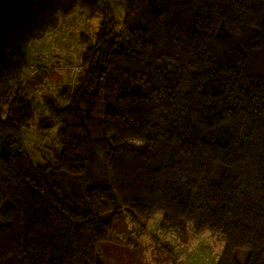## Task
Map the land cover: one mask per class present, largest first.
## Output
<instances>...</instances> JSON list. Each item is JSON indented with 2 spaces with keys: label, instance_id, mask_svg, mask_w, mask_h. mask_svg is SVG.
I'll return each instance as SVG.
<instances>
[{
  "label": "trees",
  "instance_id": "16d2710c",
  "mask_svg": "<svg viewBox=\"0 0 264 264\" xmlns=\"http://www.w3.org/2000/svg\"><path fill=\"white\" fill-rule=\"evenodd\" d=\"M78 8L105 17L44 98L61 148L36 163L28 84L48 73L27 47ZM125 209L219 232L217 264H264V0H0V264H105Z\"/></svg>",
  "mask_w": 264,
  "mask_h": 264
},
{
  "label": "rangeland",
  "instance_id": "374dc122",
  "mask_svg": "<svg viewBox=\"0 0 264 264\" xmlns=\"http://www.w3.org/2000/svg\"><path fill=\"white\" fill-rule=\"evenodd\" d=\"M111 7L112 14L122 19L123 8L115 2L111 3ZM104 17L102 10L78 8L72 15L60 16L56 26L51 27L44 37L32 39L28 44L30 64L45 67L48 73L28 84L35 113L32 122L23 129L22 143L36 163L53 160L61 148L57 139L59 123L52 119L49 126H40L42 118L48 114L44 98L76 79L77 75L72 73L79 70V66L75 65L80 63L85 46L83 35L93 39ZM24 70L27 76L34 73L29 66ZM27 83L22 82V85ZM69 101H65V104ZM92 171L89 179H81V184L103 183L105 174L102 166L98 164L96 170ZM94 174L100 176L98 181H94L98 176L92 178ZM161 217L162 213H157L151 218H139L125 209L121 218L114 223L110 238L97 243L99 258L105 264H217L225 245L219 232L207 230L195 234L191 225L186 232L167 230L159 224ZM0 221H4L1 216ZM245 254L244 249H237L241 262L245 260Z\"/></svg>",
  "mask_w": 264,
  "mask_h": 264
},
{
  "label": "crops",
  "instance_id": "0c3cea01",
  "mask_svg": "<svg viewBox=\"0 0 264 264\" xmlns=\"http://www.w3.org/2000/svg\"><path fill=\"white\" fill-rule=\"evenodd\" d=\"M160 224V223H159Z\"/></svg>",
  "mask_w": 264,
  "mask_h": 264
}]
</instances>
